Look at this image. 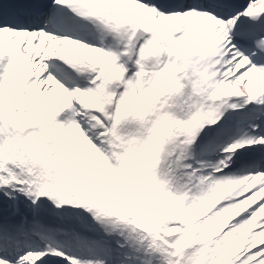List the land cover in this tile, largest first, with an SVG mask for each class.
<instances>
[{
    "label": "snow or ice",
    "instance_id": "6c2138e0",
    "mask_svg": "<svg viewBox=\"0 0 264 264\" xmlns=\"http://www.w3.org/2000/svg\"><path fill=\"white\" fill-rule=\"evenodd\" d=\"M0 264H264V0H0Z\"/></svg>",
    "mask_w": 264,
    "mask_h": 264
}]
</instances>
